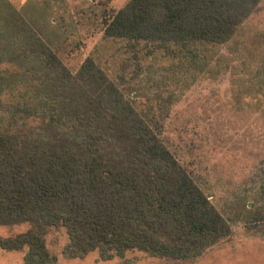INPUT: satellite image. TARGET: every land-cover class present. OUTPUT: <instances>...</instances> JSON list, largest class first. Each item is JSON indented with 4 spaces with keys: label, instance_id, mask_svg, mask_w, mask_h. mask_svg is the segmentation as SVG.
Returning a JSON list of instances; mask_svg holds the SVG:
<instances>
[{
    "label": "trees",
    "instance_id": "16d2710c",
    "mask_svg": "<svg viewBox=\"0 0 264 264\" xmlns=\"http://www.w3.org/2000/svg\"><path fill=\"white\" fill-rule=\"evenodd\" d=\"M261 1L104 5L91 12L100 40L70 71L58 56L70 38L43 32L53 23L37 10L0 0V224L30 225L0 237V249L55 264L45 235L61 228L68 259L138 251L184 264L236 225L264 239V158L214 204L163 135L185 91L227 72L238 75L235 104L252 95L264 113V30L244 28Z\"/></svg>",
    "mask_w": 264,
    "mask_h": 264
},
{
    "label": "rangeland",
    "instance_id": "374dc122",
    "mask_svg": "<svg viewBox=\"0 0 264 264\" xmlns=\"http://www.w3.org/2000/svg\"><path fill=\"white\" fill-rule=\"evenodd\" d=\"M127 1L5 0L17 8L22 7L26 13L31 14L34 9L37 15H46L53 27L41 26L43 32L52 34L56 31L62 37L70 38L58 52L70 71L78 69L100 40L101 27L93 22L91 12L99 13L104 5L116 11ZM244 28L246 32L264 30V0L247 19ZM236 76L227 72L214 79L199 80L171 107L164 124L165 145L199 180L214 204L222 203L264 158V113L255 108L256 100L252 95L244 97L240 105L235 104L233 80ZM7 97L5 92L0 93L1 101ZM28 125L39 130L34 122L29 121ZM29 228L27 223L0 224V237L11 238ZM65 242L66 235L61 228H52L45 235L47 249L57 257L55 264H168L138 251L106 261L99 259L95 252L81 259H68L61 253ZM25 254V248L12 252L0 249V264H25ZM184 264H264V239L248 234L241 225H236L228 241Z\"/></svg>",
    "mask_w": 264,
    "mask_h": 264
}]
</instances>
